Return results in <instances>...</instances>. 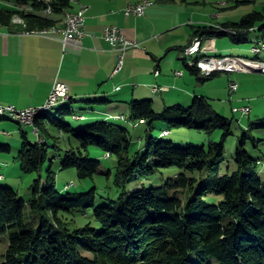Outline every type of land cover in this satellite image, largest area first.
Segmentation results:
<instances>
[{
	"label": "trees",
	"instance_id": "16d2710c",
	"mask_svg": "<svg viewBox=\"0 0 264 264\" xmlns=\"http://www.w3.org/2000/svg\"><path fill=\"white\" fill-rule=\"evenodd\" d=\"M72 1L18 0L17 4L30 5L31 9L0 8V28L14 34L53 28L57 23L53 16L64 14ZM153 1L159 5L192 3L190 0ZM252 2L229 0L233 7ZM193 3L199 4L201 0ZM16 19L23 24L17 25ZM193 30L189 44L179 48L181 53L195 38L207 41L229 37L235 44H244L248 42L247 34L253 30L263 35L257 43L264 42V14L254 12L239 23L196 26ZM203 58L209 57L197 60ZM184 62L199 83L204 84L220 74L204 77L197 68ZM68 100L59 104L66 107L56 110L58 105L36 117L34 124L43 142L32 143L21 132L23 141L17 157L21 169L28 174L41 171L49 157L50 129H57L62 135H72L80 145L66 151L62 169H76L81 180H93L101 173V163L90 157L92 147L101 149L109 157L117 156L114 184L120 190L119 198L98 206L96 188L87 193H62L57 189L56 173L50 168L45 183L41 177L35 181L33 197L28 203L38 213L40 225L26 229V202L14 189L0 186V238L9 233V247L0 264H264V179L261 176L264 156L255 158L248 151L249 144L261 151L264 138L255 139L250 134L264 132V119L250 124L239 140L232 154L237 170L229 174L224 171V165L226 146L234 135L233 121L219 115L204 96H195L190 107L176 104L162 111L155 110L152 100L130 102L129 120L145 121L149 126L144 149L133 156L127 130L114 123L95 121L78 130L68 124L66 118L80 119ZM54 110L56 114L52 113ZM157 122L169 126L159 137L153 135ZM177 128L198 131L208 137L220 134L221 138L208 147L166 141L164 138ZM164 132L169 134L162 136ZM55 148H58L57 142ZM11 151V146L0 145V154ZM170 168L182 172L163 186L143 188L127 195L126 189L131 183ZM209 196L220 199L211 203L207 200ZM90 209H94L96 226L88 224L72 232L61 219L63 212Z\"/></svg>",
	"mask_w": 264,
	"mask_h": 264
},
{
	"label": "crops",
	"instance_id": "0c3cea01",
	"mask_svg": "<svg viewBox=\"0 0 264 264\" xmlns=\"http://www.w3.org/2000/svg\"><path fill=\"white\" fill-rule=\"evenodd\" d=\"M141 1L73 0L70 9L53 17L57 21L55 27L60 28L67 14L78 11L81 5L90 7L81 47L63 49L61 34L43 36L26 31L14 34L0 28V105L14 106L18 110L41 107L56 81L68 86L74 108H89L93 112L91 119L96 121L110 117L128 121L131 115L129 103L134 100H152L157 111L176 104H191L193 98L200 95L201 85L179 67L178 61L183 56L179 48L186 47L184 38L180 41L169 35L185 22L177 21L175 10H167L172 5L154 4L143 17L123 14L126 7ZM17 6L31 9L30 5ZM109 26L118 27L126 38L140 44L126 52L124 66L116 74L118 53L103 38ZM189 26L194 32L196 26ZM171 51L178 54L171 56ZM176 72H182L183 76H176ZM153 86L164 90L155 93ZM92 100L101 102L93 103ZM79 117L81 122L87 121L85 115Z\"/></svg>",
	"mask_w": 264,
	"mask_h": 264
},
{
	"label": "rangeland",
	"instance_id": "374dc122",
	"mask_svg": "<svg viewBox=\"0 0 264 264\" xmlns=\"http://www.w3.org/2000/svg\"><path fill=\"white\" fill-rule=\"evenodd\" d=\"M193 1L196 0H190L192 3L187 5L177 3L175 5L176 7H173V5L167 7V10L170 12H174V10L177 12L176 18L178 22H185L183 27H179L177 30L169 33L170 36H176L180 41H183L182 38H184L185 42L183 43H186L184 46L188 45L193 32L189 25L198 26L204 23H208L207 25H217L227 22L239 23L245 16L254 12L264 14V0H254L252 3L243 4L238 7H233V5L229 3V0H201L202 2H207L205 4H196L193 3ZM17 2L18 0H0V8L14 9L17 6ZM154 4L157 3L154 2ZM16 24H23V21L16 19ZM262 37L263 35L261 32L253 30L247 34L248 42L244 44H235L229 37L216 38L213 39V51H208L207 55L201 53L198 56L241 57L242 59L264 63V52L257 55L251 51ZM175 54H178V52L171 51L169 53L171 56ZM178 64L186 76L194 77L186 67L184 59L178 61ZM231 83H236L239 86L237 92L231 91ZM200 85L199 96L208 98L219 115L233 121L234 135L227 143V162L224 165V171L232 174L237 170L232 159V154L234 153L239 140L247 132L250 124L256 123L260 119H264V74L250 71L230 74L224 72L204 84L200 83ZM192 103L193 100L191 104L185 106L190 107ZM66 106L59 105L56 110ZM246 106L251 108L250 115L243 116L242 112H234V109H241ZM97 108L104 109L106 106H98ZM56 110L52 113L56 114ZM76 110L79 116L80 114L85 115L87 121L81 122V119L77 120L74 117L66 118V122L72 125L74 129L78 130L82 126L91 125L96 121L91 119L93 112H91L89 108H87V110L76 108ZM116 118L113 117L107 119V121L127 130L128 137L132 141L130 155L133 156L136 152L142 151L145 146L144 139L149 130V126L147 124L138 125L137 122L131 120L125 121ZM4 125L12 128V130L5 128ZM168 129L169 126L166 123L157 122L154 124L153 135L159 137L164 130ZM22 131L27 134L30 142H38V138L32 127L6 119L0 121V145H9L12 149L11 153L0 154V176H3V178H0V186L14 189L26 202V229H35L40 225L38 213L32 211L28 203L33 197L35 181L41 177L42 181L45 183L50 168L56 173L57 189L62 193H87L93 188H96L98 206L106 203L108 200L116 201L119 198L120 190L117 189L114 184V177L118 165L117 156L108 157V154L101 149L92 147L90 149V157L92 159H97L101 163V173L96 175L93 180H81L78 177L76 169H62V161L65 157L66 151L79 147L80 145L78 141L72 135H62L57 129L51 128V136L48 137L50 143L49 157L39 173L28 174L21 169V165L17 160L23 141L21 134ZM171 131L172 134L164 139L185 146L195 145L199 147H208L213 141L219 142L221 138L220 134H216L214 137H208L198 131L185 128L172 129ZM250 135L255 139L264 138V132L262 131H255ZM56 142L58 148H55ZM248 151L255 158L264 156V143L261 151H256L250 144L248 146ZM181 172L182 171L178 168L165 169L148 179L131 183L127 186V195L143 188L163 186L168 180L175 179ZM261 176L262 179H264V172ZM219 199L220 198L216 196H209L207 198L211 203L217 202ZM61 219L68 224V228L72 232L85 227L88 224L96 226L94 209L87 211L78 210L72 213L63 212L61 214ZM8 247L9 233L0 238V262L2 261V255L6 253ZM214 264L218 263L215 262Z\"/></svg>",
	"mask_w": 264,
	"mask_h": 264
},
{
	"label": "built area",
	"instance_id": "2783aa9c",
	"mask_svg": "<svg viewBox=\"0 0 264 264\" xmlns=\"http://www.w3.org/2000/svg\"><path fill=\"white\" fill-rule=\"evenodd\" d=\"M151 7V4H146L145 2L141 3L140 7L128 6L123 10V14L126 17H143L145 16L147 9ZM51 11V8L47 10V12ZM90 11L89 6L81 5L79 10L77 11V17H68V20H65V25H62L60 28L56 27V30L52 33H46L44 36H51L54 34H61L62 38L61 43L63 45V49H66L70 46L73 47H81L83 39L86 36L85 27H86V17L88 12ZM104 40L110 44L112 49L118 53V66L115 71V74L118 73L124 66V57L127 51L131 49H136L139 47V42L136 40H131L126 38L121 30L116 26H109L105 29ZM196 48H204L205 51L213 50V40L203 41L199 38H195L192 44L187 47L183 53H187L189 55V62H187L188 66L191 68H197L201 75L204 77H210L215 73H224L223 64H237L238 72H239V63L242 59L241 57H213L212 58H203L201 60L191 59V52L195 51ZM252 52H260L264 51V42L257 43L252 49ZM250 68L254 69H262L264 70V66H251ZM248 69L246 72H249ZM159 72H157V75ZM176 76L182 77V72H176ZM230 89L232 92H237L239 90V86L236 83H231ZM153 92L157 93L163 91L158 86L152 87ZM69 98V88L66 84L56 81L53 85V88L47 98L45 104L41 107H46L48 105H52L58 103L63 100H68ZM39 108V107H37ZM36 108H29L26 110H18L14 106H3L0 105V112H12L13 115L18 116L20 118L25 119L30 127L33 128L31 124V117L33 116ZM234 112H242L243 116L251 114V108L246 106L241 109H234ZM113 117H110V119ZM118 119V118H116ZM123 119V118H119ZM124 120V119H123ZM145 124V121L138 122V125ZM34 130V129H33ZM38 139H41L40 135L34 130ZM169 134V132L167 133ZM110 156L109 154L107 155Z\"/></svg>",
	"mask_w": 264,
	"mask_h": 264
},
{
	"label": "bare ground",
	"instance_id": "6f19581e",
	"mask_svg": "<svg viewBox=\"0 0 264 264\" xmlns=\"http://www.w3.org/2000/svg\"><path fill=\"white\" fill-rule=\"evenodd\" d=\"M143 2H145L146 4H151V6L154 4L153 0H142L141 2H139L137 4H132V5H129V6L140 7L141 3H143ZM51 12H52V10L49 11L48 13L50 14ZM68 17H77V11L67 14L62 25H65V20H68ZM55 30H56V27H53V28H50V29H47V30H44V31L32 32V34H38V35H43L44 36V34L52 33ZM262 52H264V51L253 52V53H256L257 55H259ZM201 53L207 55V51H205L204 48H196L195 51L191 52V59L197 60V58L199 57L198 55L201 54ZM182 55H183L182 58L186 61V63L189 62V55L187 53H183ZM209 58H212V57H209ZM251 66H264V63L256 62V61H250V60H246V59H241L240 63H239V72H246L249 69V67H251ZM223 71L225 73H229V74L230 73H236V72H238V65L237 64H223ZM60 102L52 104V105H48L46 107H39V108L35 109V112H34L33 116L31 117V124L33 125V129L38 134H39V130H38V128L35 127V124H34L36 117L43 111H49V110L54 109ZM0 118H8L11 121H14V122L26 125V126H30L25 119L13 115L12 112H0ZM167 133L168 132H164L162 134V136L168 135ZM38 141L39 142H43L42 139H38Z\"/></svg>",
	"mask_w": 264,
	"mask_h": 264
},
{
	"label": "water",
	"instance_id": "95a60500",
	"mask_svg": "<svg viewBox=\"0 0 264 264\" xmlns=\"http://www.w3.org/2000/svg\"><path fill=\"white\" fill-rule=\"evenodd\" d=\"M249 70H250V72L264 74V70H262V69H254V68L249 67Z\"/></svg>",
	"mask_w": 264,
	"mask_h": 264
}]
</instances>
